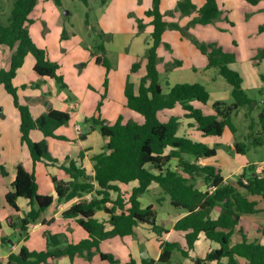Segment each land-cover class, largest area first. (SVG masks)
Instances as JSON below:
<instances>
[{
    "label": "trees",
    "instance_id": "trees-1",
    "mask_svg": "<svg viewBox=\"0 0 264 264\" xmlns=\"http://www.w3.org/2000/svg\"><path fill=\"white\" fill-rule=\"evenodd\" d=\"M37 1L15 0L7 22L0 20V45L12 50L10 67L0 69V86L3 85L12 95L20 112L21 140L29 147L34 162L46 160L58 163L59 160L49 149L47 138L68 140L66 136L58 135L56 130L70 121L71 114L50 107L46 113L35 118L29 104L20 101L18 87L13 82L26 56L31 54L36 60L34 70L39 75L55 79L59 89L68 88L64 76L59 72V64L52 61L47 50L34 41L28 28V23L31 22L30 14ZM54 1L61 3V0ZM160 4L161 0H153L152 6L145 11L153 26L152 42L147 48L146 73L141 77L138 93L129 78L125 86L127 106L141 113L144 121L123 122L122 116L114 123L95 116L85 119L86 123L93 124L104 137L109 138L104 151L92 157L93 174H89L87 168L79 165L76 160L68 158L67 163H62L59 167L71 179L65 181L53 176L59 201H71L95 192L91 198H83L73 203L63 213L67 218H75L85 229L87 236L72 242L62 233L49 232L45 235V249L32 250L24 244L18 253L12 252L9 255L5 264H47L50 259L62 256L72 259L83 256L91 260L95 253H99L103 260L119 263L120 259L114 253L101 251L103 240L113 236L134 237L135 228L140 222L150 224L160 236L168 232L157 223L156 206L150 204L143 207L140 200L153 182L160 185L164 194L170 197L173 206L186 211L174 225L175 230L185 232L186 246L183 247L178 241L162 240L159 258H143L144 264H171L174 250H178L184 257H189V252L194 250L195 243L201 236L219 246L211 249L204 257H197L193 264H264V243L251 240L243 226L240 228L242 240L233 243V236L242 215L262 210L260 201L252 196H259L264 202V167L259 170L256 163H250L235 182H226L216 165L199 163L202 157L216 155L217 147L179 136V115H171L167 120H162L159 116L160 112L180 105L184 110L183 116L195 118L203 135L220 136L226 127L234 133L237 131L233 117L241 107H248L251 112L254 100L244 89L241 74L230 66L235 60L234 53L225 51L215 42L209 43L206 48L203 47L202 51L208 58L207 67L216 68L231 86L233 103L217 100L213 103L215 112L209 114L193 103L198 101L207 104L209 101L210 92L204 84L179 82L170 86L168 92L163 91L158 68L161 60L158 49L163 33L169 27L184 30L179 23L165 18ZM175 10L183 16L197 12L189 21L187 29L191 25L214 23L223 13L217 0H206L201 7H197L192 0H178ZM138 26L140 30L144 29L143 20H139ZM259 29L264 32V24ZM98 47L102 54L96 56V61L109 70L111 64L106 56L105 45L102 43ZM258 55L260 58L264 57V49H261ZM140 66V62L134 63L132 72L137 71ZM107 82L108 79L105 80V85ZM101 104L102 100L98 109ZM34 129L42 131L45 138L40 141L33 140L30 133ZM86 133L85 131L81 138H84ZM259 146H264V109L256 120L252 119L248 133L244 140L236 143L235 149L240 154H246L252 147ZM189 154L194 157H188ZM173 159L177 160L175 166H171ZM150 164L157 172L148 168ZM0 169L3 174L7 173L1 162ZM134 180H138L139 185L134 187L129 195L117 184H127ZM13 187L14 190L6 194V201L17 211L20 210L17 203L19 197L28 198L31 205L25 217H20L17 223H13L14 226H19L21 235L27 239L29 225L41 218L42 213L53 203L54 196L39 193L35 174L29 172L22 164L17 166ZM113 192L117 193L116 198L113 197ZM215 209L219 211L216 218L212 215ZM98 210L109 214L111 229H107L105 222L95 216ZM258 231L264 236V225H260ZM128 264H135L134 259Z\"/></svg>",
    "mask_w": 264,
    "mask_h": 264
},
{
    "label": "crops",
    "instance_id": "crops-1",
    "mask_svg": "<svg viewBox=\"0 0 264 264\" xmlns=\"http://www.w3.org/2000/svg\"><path fill=\"white\" fill-rule=\"evenodd\" d=\"M192 1L197 5V7H201L204 5L206 0ZM164 2L165 0H161L160 4V8L163 13L166 11L164 10L166 6ZM177 2L178 0H173V5H176V7ZM217 2L223 11L222 16L214 23L194 25L192 30H195L197 33L199 31L207 33V35L201 34L200 36L205 39H211V41L216 42L222 46L225 51H227L229 49L223 40L229 41V37H219L217 32L231 31L234 33V31H237L238 28H240V33L234 34L235 37L242 36V39H246L248 36L258 33L259 37L262 39L261 49H264V32H261L259 29L260 26L264 24V0H257V2L253 0H217ZM152 3L153 0H143L140 5L142 15L152 6ZM259 4H262V6L258 7ZM254 5L256 7H254ZM255 8H257L256 11ZM196 15L197 12L190 16H184L183 19H186V22L189 23V21ZM165 18L168 21H171L166 16ZM150 20L151 18L147 16L144 18V22L147 21L148 25H150L153 30ZM196 27L197 29H195ZM207 28H211L209 29L211 33L206 31ZM152 30L150 32V38L146 43V49L152 42ZM166 30L163 33L162 42L158 49L159 56L161 58L158 64L160 74L161 69L163 68L161 63L163 56L161 53L164 46V40H168ZM236 38H233L232 43L234 42L237 44ZM113 42H116V40L114 39ZM231 45L233 46V44ZM105 48L108 54L109 46L105 45ZM135 51H142L141 41H137ZM143 54L144 50L139 55L136 53L132 54V56L135 57V62L133 61L132 63L134 64L142 59L140 61L141 66L135 72H132V70H130V72H126L123 79L120 77H114V73L110 68L109 70L106 69V76L102 82L101 80H97L95 84H91L87 80L79 89L72 86L73 84L69 83L67 77L65 76L66 83L68 85L67 90L59 89L55 79L39 75L34 70L36 62L34 56L31 54L26 56L24 64L18 69L17 75L13 80L14 85L18 87L20 101L22 103L29 104L31 112L35 118L46 113V111L51 107L53 109L68 111L71 114V119L68 123L60 126L56 130L58 135L66 136L68 140L57 139L54 137L47 138L49 149L52 155L57 158L59 162L51 163L46 160L34 162L29 147L21 140V116L18 108L15 106L14 101V105H11L9 101H7V104H4L0 100V162L7 170V173L3 174L0 169V264H5L9 255L12 252L18 253L24 244L28 245L32 250L45 249V235L49 232L62 233L66 235L69 241L72 242H77L87 236V232L81 225H79L75 218H67L63 213L73 203L78 202L83 198H88L89 195L93 196L95 192L85 194L83 197H78L71 201H59L55 184L53 182V176L65 181L71 179L70 176L59 167L60 164L67 163L68 158L76 160L79 165L87 168L89 174H93L92 157L95 154L104 151L109 138L104 137L100 130L93 124L86 123L85 119L95 116L105 119L109 123H114L120 116H122L123 122L135 120L142 123L144 121V116L141 113L136 112L127 106L125 96V86L128 78L133 82L134 90L138 93L141 77L146 73L147 57L144 58ZM30 56H32V59H29ZM206 60L208 64L207 57ZM177 61L174 65H182L180 60L179 61L181 63H179V61L177 63ZM26 64H28L29 67L24 69ZM96 64L99 65L98 63ZM230 66L241 74L243 78V87L246 91L250 88L264 90V57H261L258 63H252V66L243 65L238 63L236 60L231 62ZM106 79H108L107 85H105ZM214 80H217V77H215ZM3 87V85L0 86V92H3L2 90H6L3 89ZM209 92L210 98L207 104H202L198 101H194L193 103L195 106L201 107L205 113L210 114L215 112L213 109V103L215 101L223 100V97H228L229 93L231 94V86L225 88L224 91L216 90L215 92H212L209 90ZM212 96H214V100L212 99ZM21 98H24L25 100ZM101 100L102 104L100 109H98V105ZM261 102L264 104V100ZM255 107L256 104L254 103L253 110ZM253 110L250 112L248 109V114L251 115ZM183 113L184 110L180 105H177L173 109H167L160 112L159 116L162 120H167L171 115H179V129L177 132L179 136L188 137L194 141L204 142L211 147L219 145L217 147L216 155L211 157H202L199 159V163L216 165L221 170V174L224 176L226 182H235L237 177L250 163H256L259 170L264 167V161L245 162L242 158L239 160L237 156L245 154H240L236 151L235 145L238 140H236L233 136H230V139L225 142L220 139L223 138V134L220 136H205L199 129L196 119L192 117H185L183 116ZM257 118L252 119L256 120ZM77 125L82 128V132L77 130ZM227 129L230 128L226 127L225 130ZM85 131L87 132L86 136L81 138V135ZM30 136L35 141H40L45 138L44 133L37 129L32 130ZM19 164H22L29 172L35 174L39 185V193L54 196L53 203L42 213L41 218L37 222L29 225L27 239L21 235L19 226H14L13 223H17L18 218L25 217V215L30 211L31 205L29 199L25 197L18 198L17 203L20 207L19 211L13 208L6 201V194L14 190L13 181L16 178L17 166ZM176 164V159L171 160V166H175ZM148 168L157 172L151 164L148 165ZM117 184L127 195H129L133 188L139 185V181L134 180L127 184L118 182ZM203 187L204 185L202 184L201 188ZM112 195L116 198L117 193L113 192ZM252 198L260 201L259 206L262 210L257 213L242 215L240 223L233 236V243H237L242 240L240 232V228L242 226L251 240H260L264 243V236L258 231V227L260 225H264V202L259 196H252ZM140 200L143 207H147L150 204H154L156 206L157 223L165 227L168 230L167 233L160 236L152 229L150 224L140 222L135 228L136 233L134 237L113 236L101 242V251L105 253H114L120 259L119 263H111L108 260H103L99 253H95L91 260L87 258L82 259L85 257L80 256H76L73 259L69 256H62L57 259H50L47 264H128L132 258L134 259L135 264H144L142 259L147 257L142 256L143 252H147L148 257L154 260L159 258L162 240L168 239L178 241L183 247H185V232L175 230L174 225L186 214V211L182 208L173 206L170 202V197L164 194L162 188L157 182H153L149 186V189L140 197ZM167 204L170 205L169 208L166 206ZM218 214V209H215L212 212V215L215 218ZM95 216L100 221L105 222L107 229L112 228V225L108 221L109 214H107L104 210H98ZM176 232L180 235L177 236ZM217 246L219 245L215 242L201 236V238L195 243L194 250L189 252V257L183 256L186 260L181 261L180 264H193L197 257H204L207 252ZM208 264H216V262Z\"/></svg>",
    "mask_w": 264,
    "mask_h": 264
},
{
    "label": "rangeland",
    "instance_id": "rangeland-1",
    "mask_svg": "<svg viewBox=\"0 0 264 264\" xmlns=\"http://www.w3.org/2000/svg\"><path fill=\"white\" fill-rule=\"evenodd\" d=\"M14 1L0 0L1 21L7 22ZM142 2L143 0H61V3L58 4L54 0H38L30 14L31 22L28 23V28L34 41L47 50L52 61L59 64V72L64 76V79L66 76L68 82L73 84L72 86L80 89L87 80L91 84H95L97 80L102 82L106 76L107 67L96 64V56L102 54L98 47L99 44L103 43L109 46L106 55L110 60L114 77L123 79L125 73L130 72L135 58L132 56L133 53L139 55L144 50L143 57L146 58V43L152 29L147 21L144 22L146 14L145 12L143 15L141 13ZM164 3L166 5L165 16L172 22L179 23L184 31L176 27H169L166 30L168 40H164L161 53L163 68L161 69L160 83L163 91L168 92L170 86L179 82L202 83L212 92L224 91L230 85L216 68L208 69L206 67L207 55L202 51L203 47L206 48L213 41L200 36L201 34L207 35V33L193 31L194 26L192 25L189 26L188 32V23L186 19H183L184 16L175 10L176 5H173V0H165ZM261 6L262 4L258 5V7ZM254 7L256 6L254 5ZM256 10L257 8H255ZM139 20H143L145 23L142 30L138 26ZM209 29L211 28H207L206 31L211 33ZM240 31L241 29L238 28L234 33L231 31L217 32V35L224 38L229 37V41L223 40V42L229 49L227 51L234 53L238 63L252 66V63L256 64L261 59L258 54L262 48V39L258 33H254L246 39H242V36H236V38L234 34L240 33ZM233 38L237 39V44L232 43ZM114 39L116 42H113ZM137 41H141L142 51L140 52L135 51ZM203 44L204 46H201ZM11 56L12 50L0 45V69L10 67ZM31 57L29 59H32ZM177 60H180L182 65H174ZM24 67L27 69L29 66L26 64ZM215 77L217 80H214ZM3 89L5 88L3 87ZM2 91L0 100L4 104L9 101L12 105V95L8 94L6 90ZM247 92L254 100L256 107L251 115L248 114V107H241L239 113L233 117L237 131L233 133L230 129L225 130L223 138H220L221 141L229 140L230 136L238 141L244 140L252 118H257L259 112L264 109V104L261 102L264 100V90L250 88ZM20 93L22 94L21 91ZM212 99L214 100V96ZM223 101L230 104L234 102V98L229 93L228 97H223ZM188 157L193 158L194 156L189 154ZM237 158L239 160L242 158L245 162H262L264 161V146L252 147L245 155H238ZM166 206L170 207L169 204ZM176 235L180 234L176 232ZM82 259H86V257ZM183 260L186 259L181 253L174 250L171 264H180Z\"/></svg>",
    "mask_w": 264,
    "mask_h": 264
},
{
    "label": "built area",
    "instance_id": "built-area-1",
    "mask_svg": "<svg viewBox=\"0 0 264 264\" xmlns=\"http://www.w3.org/2000/svg\"><path fill=\"white\" fill-rule=\"evenodd\" d=\"M77 130L79 131V132H82V128L79 126V125H77ZM92 197V195H89L88 196V198H91Z\"/></svg>",
    "mask_w": 264,
    "mask_h": 264
},
{
    "label": "water",
    "instance_id": "water-1",
    "mask_svg": "<svg viewBox=\"0 0 264 264\" xmlns=\"http://www.w3.org/2000/svg\"><path fill=\"white\" fill-rule=\"evenodd\" d=\"M90 130V129H89ZM143 257H148V253L147 252H143L142 254Z\"/></svg>",
    "mask_w": 264,
    "mask_h": 264
}]
</instances>
